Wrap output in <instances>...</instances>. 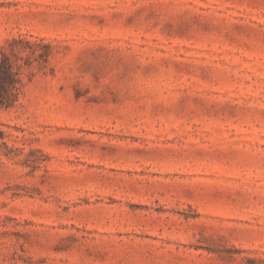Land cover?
I'll use <instances>...</instances> for the list:
<instances>
[{"label":"rangeland","instance_id":"obj_1","mask_svg":"<svg viewBox=\"0 0 264 264\" xmlns=\"http://www.w3.org/2000/svg\"><path fill=\"white\" fill-rule=\"evenodd\" d=\"M19 36L0 264H264V0H0Z\"/></svg>","mask_w":264,"mask_h":264},{"label":"trees","instance_id":"obj_2","mask_svg":"<svg viewBox=\"0 0 264 264\" xmlns=\"http://www.w3.org/2000/svg\"><path fill=\"white\" fill-rule=\"evenodd\" d=\"M51 45L19 36L0 46V108L18 106L25 94V76H33L36 68L49 62Z\"/></svg>","mask_w":264,"mask_h":264}]
</instances>
